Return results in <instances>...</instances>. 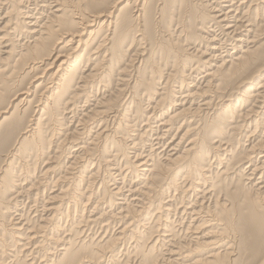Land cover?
Here are the masks:
<instances>
[{
  "label": "bare ground",
  "instance_id": "1",
  "mask_svg": "<svg viewBox=\"0 0 264 264\" xmlns=\"http://www.w3.org/2000/svg\"><path fill=\"white\" fill-rule=\"evenodd\" d=\"M0 264H264V0H0Z\"/></svg>",
  "mask_w": 264,
  "mask_h": 264
},
{
  "label": "rangeland",
  "instance_id": "2",
  "mask_svg": "<svg viewBox=\"0 0 264 264\" xmlns=\"http://www.w3.org/2000/svg\"><path fill=\"white\" fill-rule=\"evenodd\" d=\"M36 71H39V70H36Z\"/></svg>",
  "mask_w": 264,
  "mask_h": 264
}]
</instances>
